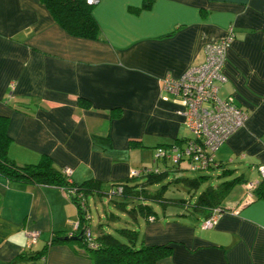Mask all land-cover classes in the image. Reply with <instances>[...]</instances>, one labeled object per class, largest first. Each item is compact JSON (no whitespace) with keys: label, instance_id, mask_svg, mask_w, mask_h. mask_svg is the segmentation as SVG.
Returning <instances> with one entry per match:
<instances>
[{"label":"crops","instance_id":"0c3cea01","mask_svg":"<svg viewBox=\"0 0 264 264\" xmlns=\"http://www.w3.org/2000/svg\"><path fill=\"white\" fill-rule=\"evenodd\" d=\"M92 12L97 39L67 33L41 0H0V116L8 118L9 157L24 164L46 155L56 169L70 168L73 183L100 181V190L87 194L94 202L106 197L117 209L127 202L119 210L128 213L137 201L114 193L115 186L151 166L159 147L183 146L190 136L177 112L181 101L161 98L160 79L202 62L204 45L231 27L218 96H233L247 117L215 151L219 165L209 172L242 181L211 228H200L205 215L194 211L164 219L154 213L143 223L139 212L130 216L138 241L172 244L157 264H264L257 170L264 164V0H99ZM251 180L257 184L249 189ZM78 218L60 187L0 176V264H94L78 243L52 242L78 236ZM100 225L93 235L90 222L92 236L107 232ZM32 231L39 232L34 244Z\"/></svg>","mask_w":264,"mask_h":264},{"label":"trees","instance_id":"16d2710c","mask_svg":"<svg viewBox=\"0 0 264 264\" xmlns=\"http://www.w3.org/2000/svg\"><path fill=\"white\" fill-rule=\"evenodd\" d=\"M41 1L46 5L55 22H57L58 25H60L70 35L88 39H97L99 37L101 32L100 26L94 18L92 5L88 4L86 0ZM7 126L8 118L0 116V176L4 177L10 182L60 187L70 198V200L78 207L79 227L75 234L79 235L82 230H88L91 234L89 230L91 214L88 209L86 198L88 197L87 194L98 192L100 190L99 188L101 182L95 179H87L80 184L73 183L70 180V175L68 176L64 170L61 171L56 169L53 166L52 160L46 155H43L37 162L17 164L8 155L10 137L7 133ZM154 159L155 160L153 162L156 163L158 158ZM168 160L172 163L173 167L178 169L180 168L181 162L174 163L167 157H163L162 162H164L165 167H167L164 168L165 170L161 171L159 167L151 165L153 168H158L159 172L150 173L138 178H130L118 183L115 186L113 190L114 193H119L121 197L129 199L130 201H137L136 204L127 210L129 214L139 212L140 215L146 220L154 221L156 216L151 203L158 202L162 205H166V203H168V200L163 195L165 186H162L163 189H151L152 185L158 184L164 177L168 175V172L171 169L166 164ZM184 160L187 161L186 158ZM214 162L215 164H212L207 170H202L199 172L209 171L211 168L217 167L219 165L215 158ZM229 175L230 173L228 174V172H222L219 177H224L226 179L222 180L215 186L210 185L206 187L198 195L196 202L191 205L192 210L188 208L187 205L190 204H188L184 199L174 200L172 203L186 207V209L190 212L195 211L203 213L205 215L204 219H206L210 215L211 211L216 208H220L223 213L225 208L222 206V201L225 199L231 189L240 181H242L240 176H235L231 179H228ZM139 178H143V180L138 183L139 186L130 183L131 181ZM208 179V174H199L194 178H176V180L181 181L190 189L197 188L201 182ZM262 181L264 182V179H261V182ZM120 185L123 189L121 192H118L116 190ZM82 201L85 203L84 207L81 205ZM116 205L119 209H121L122 207L124 208V205L126 206L128 204L127 202H117ZM150 218L153 219L151 220ZM116 233L123 237L125 241L116 237L112 233L104 232L96 237L91 235L93 239V245H90V242L85 240L84 236H82V239L78 240H73L69 237L60 238L59 236H55L52 242L58 241L70 244L78 243L80 247L84 249L86 256H88L94 264H157L161 259L169 256L172 253L171 243L148 245L142 241L140 242V240L138 241L137 229L122 227L116 230ZM20 257L23 258V256Z\"/></svg>","mask_w":264,"mask_h":264},{"label":"built area","instance_id":"2783aa9c","mask_svg":"<svg viewBox=\"0 0 264 264\" xmlns=\"http://www.w3.org/2000/svg\"><path fill=\"white\" fill-rule=\"evenodd\" d=\"M99 0H86L90 5H94ZM234 38L233 28H229L218 41L204 45V60L194 64L179 78H174L166 74L160 79L161 98L167 100L176 97L181 101L182 108L177 112L183 117L189 137L183 146L173 145L167 151L161 147L155 158L167 157L174 163L182 162L185 158L192 171L207 170L214 162V154L218 147L224 143L246 120V112L239 107L233 96L220 98L218 96V83L224 82V77L220 76L222 67L226 60L227 47ZM259 177L264 179V164L257 166ZM64 172L69 176L70 168H65ZM158 168L151 166H141L130 172V178H138L150 173H158ZM256 181H247L246 186L251 189L256 186ZM122 186H118V192L122 191ZM84 207V201L81 202ZM221 209L216 208L204 219L200 228L213 227L221 216ZM151 220L153 218H150ZM79 223L74 226L73 232L78 230ZM85 240L92 243V237L88 230L81 231ZM70 236L73 233L69 234ZM39 236L38 231L29 234V243L34 244Z\"/></svg>","mask_w":264,"mask_h":264},{"label":"rangeland","instance_id":"374dc122","mask_svg":"<svg viewBox=\"0 0 264 264\" xmlns=\"http://www.w3.org/2000/svg\"><path fill=\"white\" fill-rule=\"evenodd\" d=\"M97 3H95V4H97ZM228 48L229 47H227V50H228ZM226 56H227V53H226ZM223 67H224V65H223ZM223 67H222V72H220V76L224 77V79L226 80L227 78L223 72ZM181 76H179V77H181ZM179 77H174V78H179ZM217 86H218V90H219V84H217ZM241 127H243V126H240V128ZM150 165L157 166V167L161 168L162 170L165 168L164 163L162 161H158L156 163L150 162ZM168 166L171 168L168 172V175L166 177H164L161 180V182H159L158 184H154L151 186L152 190H154V189L156 190V188L163 189L162 186H165L164 191H163V195L168 200V203H166V205H162L158 202H152L151 203L155 213L158 215V217L160 219H164L165 214L171 215V217H174V218H180V217H176L177 214H180V213H186L187 215H190L191 213L189 210L186 209V207H183V206L178 205V204H174L172 202L174 200L184 199L187 201L188 204H190V205H187L188 208L192 210L191 205L194 204V202H196L198 195L206 187H208L210 185L215 186L219 182H221L222 180L226 179L224 177H218L215 174H211L209 172L210 170L206 171V172L191 171L188 168L187 163H183L182 166L184 168H182L181 170L175 169V167L172 166V163L169 160H168ZM199 174H208L209 179L201 182L200 185L195 189H190L189 187L184 185L181 181L176 180V178H180V177L194 178V177L198 176ZM139 180L142 181L143 178H139ZM88 204H89V208H90L89 211H90V214L92 217L90 222H91V230H92L93 235L96 233V227H98L99 223H101L100 227H102L105 231L112 233L116 237L125 241V239L123 237L119 236L116 233V230L114 229V227H117V228H122V227L134 228L135 222L132 220L130 214L124 213L123 211L114 207L112 204H109V202H108L109 205H107L106 197H104L102 199V201L98 200V201L94 202L92 200V196L88 195ZM110 212L114 213V218H111L109 216ZM106 214L108 215V217L106 216ZM115 216H118V217H115ZM138 221H140L142 223L144 222L143 217L141 215H138Z\"/></svg>","mask_w":264,"mask_h":264},{"label":"water","instance_id":"95a60500","mask_svg":"<svg viewBox=\"0 0 264 264\" xmlns=\"http://www.w3.org/2000/svg\"><path fill=\"white\" fill-rule=\"evenodd\" d=\"M73 239H82L81 233L78 236L73 237Z\"/></svg>","mask_w":264,"mask_h":264}]
</instances>
